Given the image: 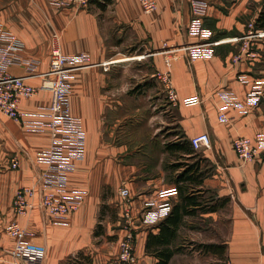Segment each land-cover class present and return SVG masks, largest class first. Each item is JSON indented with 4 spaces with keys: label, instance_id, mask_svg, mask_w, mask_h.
Returning a JSON list of instances; mask_svg holds the SVG:
<instances>
[{
    "label": "crops",
    "instance_id": "1",
    "mask_svg": "<svg viewBox=\"0 0 264 264\" xmlns=\"http://www.w3.org/2000/svg\"><path fill=\"white\" fill-rule=\"evenodd\" d=\"M204 1L209 39L189 32L191 0H157L152 14L143 11L139 0H90L81 8L62 9L49 0H0V35L15 36L23 44L22 57L38 62V73L50 70L55 36L65 55L87 54L94 64L70 77L72 112L82 120L87 139L85 158L70 174L69 187L86 195L67 224H56L40 207L29 218L15 213L16 192L35 183L44 169L35 159L50 146L51 135L29 131L0 112V264L14 263L16 240L5 232L12 222L37 234L28 243L45 250L43 264H117L126 232L121 219L127 211L136 231L137 264H158L146 247L162 221L148 224L142 216L161 192L176 190L163 201L172 207L181 203L179 187L190 165L199 167L194 176L198 191L191 196L202 205L192 207L193 215L180 226L169 264H222L224 258L231 264H264V155L245 163L233 146L239 136L264 133V101L245 110L231 106V122L218 118L220 92H231L245 103L253 85L264 83V38L251 37L250 27L264 31V0ZM203 40L224 42L193 63L184 51L171 52ZM10 71L22 76L26 67L15 64ZM170 91L175 94L171 100ZM194 96L201 104L186 106L184 101ZM51 100L50 93L42 92L22 100L20 109L43 118ZM203 133L212 146L195 150L191 139ZM164 134H170V143ZM178 144L194 153L174 152ZM13 157L20 161L17 170L11 169ZM180 159L186 162L183 167ZM122 188L129 189L130 199L120 204ZM212 197L225 204L216 212L205 211ZM195 219L199 225L190 226L183 237L186 224ZM228 221L230 237L219 232ZM100 223L108 236L104 240L95 238Z\"/></svg>",
    "mask_w": 264,
    "mask_h": 264
},
{
    "label": "built area",
    "instance_id": "2",
    "mask_svg": "<svg viewBox=\"0 0 264 264\" xmlns=\"http://www.w3.org/2000/svg\"><path fill=\"white\" fill-rule=\"evenodd\" d=\"M56 9L66 6L84 7L90 0H49ZM143 11L152 14L157 11V0H139ZM208 3L204 0H191V13L193 16L189 32L202 39H209L212 32L203 22L208 11ZM1 26V24H0ZM254 30V25H251ZM0 35V112L20 122L27 130L33 132H47L51 135L50 146L36 156V162L43 166V170L37 181L23 186L16 192L13 208L15 213L23 218H29L40 207L56 224H67L71 213L78 210L85 198V190L69 187V176L76 170L77 162L85 158L86 131L82 120L72 114L71 111V74L80 68L93 67L87 54L74 56L65 55L57 37L51 52V67L48 72L38 73V62L31 58H23L21 51L23 44L15 36ZM251 37L264 38V31L251 32ZM230 41V40H229ZM239 42V38L231 39ZM224 41L206 40L200 43L175 47L171 52L184 51L190 63L203 58L213 46H218ZM247 47V45H245ZM239 57H237V60ZM15 64H23L26 73L22 76L13 75L10 67ZM39 79L38 85L30 81ZM239 80L248 83L246 76H239ZM48 92L52 100L42 114L24 112L20 104L24 99ZM171 99L175 94L171 92ZM222 106L219 108V120L231 122L235 116L227 113L231 106L245 110L247 106H255L264 101V83L257 81L252 90L247 94L246 102L241 103L231 92L219 93ZM186 106L201 104L198 96L187 98ZM195 150L211 148L212 142L208 133L199 134L191 139ZM234 150L238 157L245 163L252 162L264 155V133L252 137H237L233 142ZM12 168L17 170L20 161L17 157L11 160ZM176 190L164 191L159 194V201L154 202L145 211L142 220L148 224H157L165 220L172 212V204L163 201L167 196L173 195ZM121 196L128 200L130 191L122 188ZM125 235L120 242V253L117 257L119 264H137L138 258L135 252V230L132 227L130 213L126 212ZM131 221V222H130ZM6 234L16 240L11 251L13 264H43L45 250L28 243V239L36 237V233L19 222H12L5 227ZM1 236V232H0ZM228 264H231L230 262Z\"/></svg>",
    "mask_w": 264,
    "mask_h": 264
},
{
    "label": "trees",
    "instance_id": "3",
    "mask_svg": "<svg viewBox=\"0 0 264 264\" xmlns=\"http://www.w3.org/2000/svg\"><path fill=\"white\" fill-rule=\"evenodd\" d=\"M173 146L168 148L171 150ZM181 151V153H194L192 148L178 144L174 146V152ZM180 167H183L180 166ZM189 175V173H191ZM199 172V167L196 165H190L184 171L185 175L182 176L184 182L183 186L179 187L181 194V203L173 207L172 212L169 216L160 223L159 228L160 232L158 234L151 233L147 242V252L154 254L159 258L158 264H169L172 256L174 255L176 248L175 242L178 238V230L180 226L184 223L186 217L193 215V212L190 210L192 207H199L202 203L199 201L195 193L198 191L196 185L198 183V178H194L195 175ZM189 181L187 186H184ZM225 202L219 204L215 202L214 197L211 199V204H207L203 207L205 211L216 212L221 207H223Z\"/></svg>",
    "mask_w": 264,
    "mask_h": 264
},
{
    "label": "rangeland",
    "instance_id": "4",
    "mask_svg": "<svg viewBox=\"0 0 264 264\" xmlns=\"http://www.w3.org/2000/svg\"><path fill=\"white\" fill-rule=\"evenodd\" d=\"M251 25H253V24H250V27H251ZM254 30L255 31H257L258 29H255L254 28ZM57 37L55 36V38H54V42H55V39H56ZM19 41V40H18ZM54 47V46H53ZM72 75V74H71ZM71 91H72V89H71ZM71 95V94H70ZM170 96H171V91H170ZM169 96V98H170V100H171V97ZM71 99V98H70ZM71 111H72V105H71ZM72 114H73V112H72ZM74 115V114H73ZM75 116V115H74ZM164 139H165V142H167V144L168 143H170V140H172V137L170 136V134H164ZM159 142H161V141H157V143H159ZM184 142H187V141H184ZM181 152V151H180ZM171 156L172 155H170V159H171ZM174 156H177L175 153H174ZM14 158V157H13ZM12 158V159H13ZM11 159V160H12ZM170 162V161H169ZM180 164H179V166H182V165H184V164H186V162H185V160L184 159H180ZM11 169H13L12 168V165H11ZM182 170V169H181ZM212 171H214V169L212 168L211 169ZM27 186V185H26ZM129 199H130V197H129ZM128 199V200H129ZM121 200H122V202H120L119 201V203L120 204H123V203H126V202H128V200H126V199H124L122 196H121ZM226 213H228L227 211H226ZM104 216H105V214H104V212L103 213H101V219H100V221L99 222H101L102 221V219L104 218ZM126 216V215H125ZM118 217H120L119 215H118ZM191 221V223H187L186 225L188 226L187 227V230H185V231H183L182 232V236L183 237H186V236H188V230H189V227L190 226H196V225H199V223H200V221L199 220H197V219H195L194 221H192V220H190ZM126 222H127V219H126V217H124L123 218V216H122V219H121V226H122V228H124L125 226H126ZM133 222H134V219H133ZM210 223V222H209ZM103 223H100V224H98L97 226H96V229H95V238H97L96 240H104L105 238H108V236L105 234V231L103 232V228H104V226L102 225ZM230 228H231V224L229 223V221H228V223H227V225L224 227V230H220L219 232L220 233H226L227 235H228V237H230V234H231V230H230ZM126 233V232H125ZM210 233H213V232H209L208 234H210ZM135 235H136V231H135ZM212 236H214V235H212ZM124 238V237H123ZM188 248H183V250H187ZM180 250H182V247L180 248ZM135 252H136V255H137V251H136V244H135ZM120 253V252H119ZM119 255V254H118ZM229 258H224L223 260H222V264H228L229 262H230V260H228ZM117 264H119L118 263V261H117V258H116V261H115ZM231 263V262H230Z\"/></svg>",
    "mask_w": 264,
    "mask_h": 264
}]
</instances>
